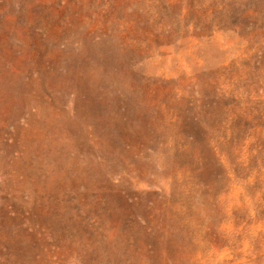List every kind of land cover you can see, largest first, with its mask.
I'll return each mask as SVG.
<instances>
[{"label": "rangeland", "instance_id": "374dc122", "mask_svg": "<svg viewBox=\"0 0 264 264\" xmlns=\"http://www.w3.org/2000/svg\"><path fill=\"white\" fill-rule=\"evenodd\" d=\"M0 264H264V0H0Z\"/></svg>", "mask_w": 264, "mask_h": 264}]
</instances>
